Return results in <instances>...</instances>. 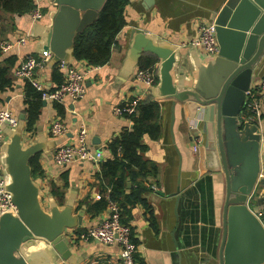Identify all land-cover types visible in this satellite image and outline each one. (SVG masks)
I'll return each mask as SVG.
<instances>
[{
  "label": "crops",
  "instance_id": "obj_1",
  "mask_svg": "<svg viewBox=\"0 0 264 264\" xmlns=\"http://www.w3.org/2000/svg\"><path fill=\"white\" fill-rule=\"evenodd\" d=\"M223 2L224 0H130L126 10L127 25L117 37L110 61L88 72L87 91L83 98L61 104L65 108L64 114L59 111L57 103L43 104L33 132L26 129V118L23 122L19 118L20 125L17 128L1 125L5 133V141L0 149L2 175L9 180L4 174V157L12 137L22 132V150L33 144L39 145V151L33 157H39L43 174L34 176L30 165L33 157L28 163L32 169V178L40 187L43 207L49 212L54 207L60 210L72 207L71 218L82 223L80 228L74 230L86 229L102 220L107 210L94 215L85 204L81 205V201L86 198L94 203L102 195H108L110 188L102 193L100 187L98 173L101 163L73 162L62 166L55 162L53 152L60 145L74 142L80 126L84 124L88 128L90 148L103 151L105 159L113 157L107 144L132 123L128 115L116 114L115 107L128 103L136 96L142 97V100H156L162 108L163 129L159 139H145L148 148L143 156L150 162L151 172L145 179L148 191L143 197L147 204L129 205L127 209H123L127 224L132 226L133 239L139 245L136 260L138 264H219L224 232L225 173L219 168L220 161L217 167L210 160L206 133L200 124L197 136L203 142L199 152H193L195 133L191 127L197 120L189 118L183 105L176 104L172 124V100L157 95L156 87L147 91L146 86L135 79L143 58H155L156 69L158 59L155 55L144 52L138 58L133 57L134 40L131 31L138 27L155 41L176 46L177 59L172 70L174 81L185 87H193L209 60L201 49L191 45L184 46L182 43L196 35L201 23L211 22L213 11ZM36 3L44 14L40 20L34 19L31 13H2L1 45L14 44L24 36L28 37L26 44L3 50L2 59L15 56L18 66L28 55L39 57L50 53V60L38 69L37 75L46 85L54 88L56 83L52 79V73L60 62H54L53 54L45 45L57 7L49 0H36ZM82 64L73 55L69 65ZM255 74L254 83L264 75V57ZM15 80V86L1 94L3 101L0 102V110L10 108L18 117L21 114L26 116V82L22 79ZM258 115L256 121L252 122L258 123L264 133V105L260 107ZM56 119H61L66 125L65 134L53 136L50 133V125ZM154 166L157 169L155 173ZM132 185L131 182L128 183L127 194ZM254 202L255 204H251L252 209L264 213V185L260 187ZM68 233L66 239L72 250L68 260L57 254L45 240L31 249L32 255L38 256L42 264L117 263L120 250L118 244L78 240L71 243Z\"/></svg>",
  "mask_w": 264,
  "mask_h": 264
},
{
  "label": "water",
  "instance_id": "obj_2",
  "mask_svg": "<svg viewBox=\"0 0 264 264\" xmlns=\"http://www.w3.org/2000/svg\"><path fill=\"white\" fill-rule=\"evenodd\" d=\"M49 1L57 11L45 48L53 54L55 63L69 65L76 35L96 21L107 0ZM212 16L218 53L207 55L209 63L193 87L174 81L177 52L172 43L157 42L134 27L132 55H155L158 82L153 88L160 97L172 100V124L179 103L203 128L210 160L217 167L220 161L219 168L225 173L219 264H264V223L251 208L264 185V133L258 123L240 117L264 57V0H224ZM19 118L23 122L26 116L21 114ZM21 138L22 132L12 137L4 157V174L9 178L5 188L16 211L0 213V264H42L31 252L42 240L68 260L72 250L66 235L82 223L71 218L70 206L63 210L54 207L50 212L43 207L40 187L28 163L39 145L22 150Z\"/></svg>",
  "mask_w": 264,
  "mask_h": 264
},
{
  "label": "trees",
  "instance_id": "obj_3",
  "mask_svg": "<svg viewBox=\"0 0 264 264\" xmlns=\"http://www.w3.org/2000/svg\"><path fill=\"white\" fill-rule=\"evenodd\" d=\"M129 4L130 0H107L96 21L76 35L73 49L76 61L85 62L88 66H104L110 61L117 37L127 25L126 10ZM36 7V0H0V39L3 32L2 13L24 15ZM3 54L4 51L0 43V102L3 101L1 94L16 84L14 71L17 67V57L10 56L3 60ZM156 62L157 60L153 57H145L138 69H154ZM52 79L56 83L54 88L65 81V71L61 68V63L54 67ZM25 82L26 129L28 132H33L43 109V99L40 91L29 81L25 80ZM57 104L59 111L64 114L65 108L61 104ZM128 117L132 122L131 126L124 128L119 136L114 137L107 144L113 157L101 162L100 173H98L101 191L105 193L110 188L109 197L119 203L122 209L121 220L123 223L128 222L123 209H127L129 205L147 204L143 197L148 191L145 179L151 172H149L150 162L143 156V152L148 148L145 139H159L163 129L162 108L156 100L150 98L142 100L137 111ZM30 165L35 177L43 174L38 156L31 159ZM153 171L154 173L157 171L155 166ZM129 182L133 185L130 193L127 194ZM253 201L255 200L253 199ZM82 204L87 206L90 213L96 215L107 209L108 198L102 195L101 199L94 203H90L86 198L81 201ZM128 217L131 216L128 215ZM82 230L84 229H78L76 232Z\"/></svg>",
  "mask_w": 264,
  "mask_h": 264
},
{
  "label": "built area",
  "instance_id": "obj_4",
  "mask_svg": "<svg viewBox=\"0 0 264 264\" xmlns=\"http://www.w3.org/2000/svg\"><path fill=\"white\" fill-rule=\"evenodd\" d=\"M31 15L34 19L40 20L44 16L39 8L32 10ZM216 29L214 22H203L197 28V33L190 40L182 43L184 46L191 45L195 48L201 49L207 55H216L218 53V46L216 43ZM27 36L18 39L14 44H2L3 50H9L14 45H24L27 43ZM51 54L44 53L42 56L28 55L14 71L16 79L27 80L38 91L41 92L43 101L59 104H68L83 98L86 94V77L89 71H92L100 66H88L83 62L82 65L72 66L61 62V68L65 71V81L56 88H51L37 75L39 68L50 60ZM135 79L146 86V90L150 91L157 82V69H138L135 74ZM142 97L136 96L126 104L115 107L114 111L118 115H131L137 111ZM264 105V75L255 83L252 84L247 93L246 102L241 112V119L247 121H256L259 116V109ZM18 115L10 108H3L0 110V149L5 141V133L1 125H8L10 127H17L19 125ZM198 121L193 124L191 130L194 131L195 142L193 152L198 153L203 142L200 136H197ZM67 131L66 125L61 119L54 120L50 125V133L53 136L65 134ZM89 132L87 126L82 124L77 132L74 142L60 145L53 152V158L59 165H67L73 162L80 163H94L100 164L106 160L103 151L93 150L90 148ZM264 175L261 174V177ZM7 179L0 171V213L8 211H16L12 202L11 194L6 190ZM110 192V190H109ZM109 192L107 195L108 206L105 217L98 223L76 232L72 230L68 233L69 239L72 242L82 241L91 242L96 241L107 245L118 244L120 247L118 261L116 264H138L136 255L139 251V245L133 239L132 226L123 223L121 220V207L117 201L110 199ZM252 208V207H251ZM254 210V209H253ZM258 217L264 223L263 212L255 211Z\"/></svg>",
  "mask_w": 264,
  "mask_h": 264
}]
</instances>
